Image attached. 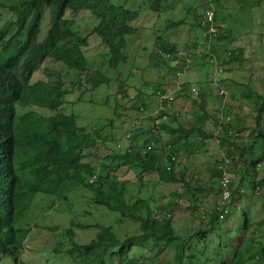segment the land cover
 <instances>
[{
    "label": "trees",
    "instance_id": "obj_1",
    "mask_svg": "<svg viewBox=\"0 0 264 264\" xmlns=\"http://www.w3.org/2000/svg\"><path fill=\"white\" fill-rule=\"evenodd\" d=\"M113 1L15 0L9 6L0 5L1 10L5 9L11 14V19L4 22L0 28V149L3 148V152L0 150V255L10 258L15 264L19 262L28 229V222L24 226L20 220L34 199L37 196L52 195L66 200L67 193L78 187L92 194L95 205L118 213L120 219L132 221L135 230L130 235L119 238L111 227H104L88 243H72L68 248L66 237L70 236V231H66L65 236L61 235L63 246H59L55 252L59 259L58 264H65L63 262L65 258L68 260L67 264H206L204 249L190 250L187 253L192 246V237L186 235L188 231L186 227L185 229L183 227L179 234L170 217L152 219L149 215L151 209L148 201L139 198L132 204L127 202L125 181L115 179V170L101 174L111 170L117 160L125 168H139L137 176L141 183L146 172H153L162 183L181 185L182 194H177V198L189 199L190 209L194 213L203 211L204 218H208L207 225L211 229L222 230L223 222L235 215L233 211H236V208L233 206L242 198V193L251 195L257 188L264 186V177L259 183L261 187H256L254 180L260 163L264 162V146L260 147L264 142V130L261 129L258 117L261 113L264 120V91L252 96L253 91L249 90L244 91L243 95L250 105V111L255 114V126L249 129V141L246 144H235L232 139L230 141L227 139L226 135L232 128L229 121L219 124L217 119L213 120L215 127L220 126V130L216 131L218 137L216 133L213 135L205 131L204 109H202L204 119L196 117L197 121L192 127L186 128L182 125L171 127L169 125L171 118L177 117L178 114L173 116L169 111L163 112L168 123L159 124L162 134L170 138L171 153H177L184 148L189 155H193L195 152H201L199 150L204 147L203 143L207 139L214 138L220 146L226 147L227 154L236 153L241 162L239 181L237 186L232 188L227 171L228 164L225 171L230 180V199L227 212L221 219L220 205L212 209H202L198 205L199 196L207 189L197 183L196 175L187 173L184 168H177V165L170 161L169 155L163 149H159V141L155 149L143 155L141 150L148 140L144 139L137 144V136L134 135V141L128 146L130 151H124L123 154L113 152L102 157L98 164L101 172L97 174L94 183H87L88 178L96 171L87 159L98 156L93 155L92 151L85 150L95 149L94 143L102 141L100 133L95 130L84 133L76 125L73 114L58 112L59 108L67 104L62 95L63 80L59 72L45 69L46 78L35 82H32V76L43 62L49 59L61 64L66 70L77 72L80 76L77 87H82L86 91L91 90L92 86L86 84L85 80L92 72L83 54L88 41L79 32L75 20L68 17L69 14L81 10L87 11L97 19V24L91 32L93 37L107 48V56L105 54L104 56L116 70L118 63L123 62L125 58L122 53L126 47L124 37L135 32L128 23L137 18L139 11L127 10L123 5L114 4ZM162 1L147 0L145 5L150 12L159 14L163 9ZM200 6L201 12L206 9V5L202 6V3ZM43 7L48 10L49 27L45 36L38 40ZM192 11L194 15V10ZM201 12L193 16L195 23ZM217 19L218 17L215 18L216 21ZM178 24V21H173L172 27ZM227 38L220 34L207 47L213 54L214 64L220 72L222 68L218 63L223 66L230 65L234 57L217 54L216 47L236 52L240 55L239 61L243 59L242 49H230L225 46ZM231 42L228 40V43ZM166 48L172 58L177 56L176 45L169 44ZM199 57L201 62L206 54ZM170 69L175 75L176 68ZM220 98L224 99L222 96ZM193 102L198 103L197 100ZM17 108L24 113L19 115ZM37 110L55 114L48 115ZM226 159H229L230 163L233 157L229 156ZM221 169L222 165H219L218 170H214L219 194ZM245 176L247 178L243 181ZM237 209L243 210L240 205ZM238 212L242 216L243 225L236 233L243 234L248 228V219L246 213ZM197 217L201 218V215ZM198 235L204 239L206 232L198 231ZM224 236L220 235V238ZM255 247L256 258L264 264V239L255 242ZM165 251L172 253L171 259L157 260ZM235 251L240 257L238 264H246V257H241L245 253L238 248L228 250L227 253ZM219 264L229 263L227 260H221Z\"/></svg>",
    "mask_w": 264,
    "mask_h": 264
},
{
    "label": "rangeland",
    "instance_id": "obj_2",
    "mask_svg": "<svg viewBox=\"0 0 264 264\" xmlns=\"http://www.w3.org/2000/svg\"><path fill=\"white\" fill-rule=\"evenodd\" d=\"M145 1L147 0L113 1L114 4L123 5L127 10L139 11L137 18L128 23L135 32L124 37L126 47L122 53L125 58L123 62L118 63L116 70L104 56V54L107 56V48L93 37L91 32L97 24V19L82 10L74 14H66L75 20L79 32L88 41L83 54L92 72L85 80L86 84L94 87H91V90L78 88L80 76L77 72L66 70L53 60L44 61L33 75L32 81L35 82L46 78L44 69L59 72L63 80L62 95L67 104L59 108L58 112L66 115L73 114L75 123L82 132L95 130L104 139V142L94 143L96 152L93 155L97 154L98 157L89 158L88 162L97 167L102 157L115 151L114 145L122 139L124 134H132L136 131L139 133L136 134V143L144 140L153 124L149 115L151 113L158 115L159 105L157 97L156 99L154 97L157 89L167 92L169 99L173 100L169 103V107L167 106V111L173 116L175 114L178 116L171 118L169 124L171 127L178 125L192 127L197 121L196 117L204 119L202 115V109H204L205 131L215 135L216 131L220 130V126L215 127L214 119H217L219 124L229 121L232 128L226 135L227 139L229 141L232 139L235 144L248 143V131L255 126V114L250 111V105L243 93L247 90L253 91L251 95L254 96L264 91V0H213L215 18L218 17L216 22L220 29L219 34L228 37L225 46L243 50V59L239 61L240 55L236 52H228L216 47L217 54L234 57L230 65L223 66L218 63L222 68L221 73H218L217 69L211 65L214 61L208 62L210 52L207 46L213 40L210 43H201L200 29L196 24L197 20L195 23L193 18L195 14L201 12L200 5L203 0H163L162 13L159 14L150 12L146 8ZM14 2L15 0H0V3L5 5H11ZM192 9L194 15H192ZM42 13L38 40L45 36L49 27L47 8L43 7ZM10 19L9 12L5 9L0 10V27ZM173 21H178L179 24L172 27ZM228 40L232 42L228 43ZM169 44L176 45V49L181 53L175 63L168 61L162 65L159 56L152 55L159 47L162 51L163 49L166 51L165 46ZM203 54H206L207 58H203L200 62L199 55ZM188 55L191 61H187ZM174 65L182 69L187 66V69L183 72L181 69L179 76H176L169 70ZM192 85L198 91L197 96L188 95ZM219 89L224 90L222 94L224 99L219 97ZM194 100L198 103L194 104ZM37 111L48 115L55 114V112L44 110ZM17 113L21 115L24 111L17 108ZM258 117L261 129L264 130L262 114L260 113ZM216 136L218 137L217 133ZM153 137L157 139V142L159 141L160 150L164 145L171 143L169 136L162 134L160 128L158 134ZM123 144L126 145L127 140L123 139ZM203 146L199 150L201 152H195L193 155H189L184 148L180 150L177 168H184L187 173L196 175L197 183L207 189L199 196L198 205L202 209H212L221 201L220 194L217 192V177L214 176V170H218L222 159L232 156L233 159L227 171L232 181L231 186L234 188L239 181L241 162L236 153L227 154L226 147L220 146L215 138L207 139ZM263 146L264 142L260 147ZM113 170L116 171V180L125 181L129 204L139 198L144 199L153 209L157 207L160 215L163 212L169 213L173 226L179 234L183 227L187 228L186 235L192 237V246L187 253L190 250L204 249L206 264H219L221 260H227L229 264H238L240 257L237 251L227 253L228 250L238 248L245 253L240 255L246 257V264H262L261 260L255 256V242H261L264 239V186L259 185L264 177V162L260 163L254 176L256 187L261 188H257L251 195L242 193V198L233 206L236 208V211H233L235 215L223 222L222 230L211 229L207 225L208 218L197 217L203 211L194 213L190 209L189 199L177 198V194H182L181 185L162 183L153 172H146L141 183L137 176L139 168H125L118 160L114 162L111 170L108 172L99 170V173L104 175ZM246 178L247 176L243 181ZM90 195L89 191L83 188L72 190L66 195V200L54 201L56 206L53 207V205L52 208L51 206L46 208L49 197L37 196L27 211L28 216L31 217L29 221L36 223L30 225L31 230L27 229L26 242L21 249L18 264H42L44 259L50 257L51 239L55 240L59 246H63L62 236H57L56 233L58 229H65L68 225L69 229L75 232V240L81 243L89 241L94 236L95 224L109 225L117 232L119 238L135 230V225L131 222L122 221L116 214L102 206L93 205ZM234 198H237L236 194ZM239 205L243 210L237 209ZM40 210H44L48 216L40 213ZM238 211L246 213L248 219V228L243 234L236 233V230L243 225L242 216ZM79 223L81 226L77 227ZM198 231L206 232L204 239L200 238ZM220 235L225 236L220 238ZM54 245L55 243L52 247ZM171 257L172 253L165 251L157 260L162 261ZM55 260L59 261L56 258ZM63 262L67 264V258ZM0 264L14 263L10 258L0 255Z\"/></svg>",
    "mask_w": 264,
    "mask_h": 264
},
{
    "label": "clouds",
    "instance_id": "obj_3",
    "mask_svg": "<svg viewBox=\"0 0 264 264\" xmlns=\"http://www.w3.org/2000/svg\"><path fill=\"white\" fill-rule=\"evenodd\" d=\"M212 4V8H213V12H214V16H213V27L215 28V31L213 32V33H210V34H205L206 33V31H207V28H208V26L206 27V28H204V26H202L201 24H200V22H199V20H198V18L203 14V12L205 11V9L200 13V15H198L196 18H197V26L199 27V29H200V41H201V43H210L213 39H215L216 37H218L220 34H219V26L217 25V22H216V20H215V8L213 7V0H203L202 1V6L203 5H206V4ZM0 5H5V4H2V3H0ZM5 6H9V5H5ZM1 10V9H0ZM1 28V27H0ZM166 47V46H165ZM207 47H209V46H207ZM180 51H178L177 50V56H175V57H173L172 58V55L170 54V52L168 51V50H166V51H162L161 49H157L154 53H153V57L154 56H156V57H158L159 56V58H160V62L162 61V65H165L168 61H174V63H175V61L176 60H178V56L180 55ZM205 58H207V56L205 57ZM187 61H191V58H190V55H188V59H187ZM209 61H214V62H212V66L213 67H215L216 69H217V72L218 73H221L220 72V69L219 68H217L216 67V65L214 64L215 63V59H214V56H213V54L212 53H210L209 54V56H208V62ZM44 63V62H43ZM172 67H174V68H176L175 67V65L174 66H172ZM171 68V67H170ZM169 68V70L171 71V69ZM40 69V68H39ZM38 69V70H39ZM181 69L182 68H176V73H175V75L176 76H179V73H180V71H181ZM187 69V66H185L184 68H183V70H186ZM38 70H36L35 72H37ZM34 72V73H35ZM172 72V71H171ZM183 72V71H182ZM44 73H45V69H44ZM215 74V73H214ZM34 75V74H33ZM216 75V74H215ZM32 78H33V76H32ZM185 80V79H184ZM198 81V80H197ZM33 82V81H32ZM213 82H215V81H213ZM160 85V84H159ZM218 85V84H217ZM178 87H179V83H178ZM157 89V88H156ZM159 91H160V93H159ZM224 93V90L223 89H219L218 90V95H219V97L220 96H222V94ZM154 94L156 95H154V97H155V99H156V97H157V103H158V105H159V110H158V115H156V114H153V113H151L150 115H149V117L153 120V124H152V128L150 129V133L147 135V136H145L144 137V139H147L148 140V143L146 144V146L141 150L142 152H143V155H145L147 152H150V151H152L153 149H155V147H156V143H157V139H155L153 136H155V135H157L158 134V129L160 128L159 127V124H166L167 123V119L165 118V114L163 113L164 111H167V106L169 105V103L170 102H172L173 100H170L169 99V97H168V94H166V92H163L162 90H160V89H157L155 92H154ZM189 94H191V95H193V96H197L198 95V91H197V89H196V87L194 86V85H192L191 87H190V91L188 92V95ZM161 97H164V98H161ZM140 110V109H139ZM142 110V109H141ZM140 110V111H141ZM156 128H158V129H156ZM136 134H139V133H136V131H134V132H132V134H130V133H128V134H124L123 136H122V139L121 140H119L115 145H114V149H115V151L114 152H117V154H123L124 153V151H130V149H128V146H129V144L131 143V142H133L134 141V135H136ZM123 139H125V140H127V144L126 145H124L123 144ZM102 141L104 142V139L102 138ZM143 141V140H142ZM141 141V142H142ZM113 142H115V141H113ZM136 142H137V140H136ZM140 142V143H141ZM140 143H137V144H140ZM96 146V144H94V147ZM148 147H149V149H148ZM2 147H1V151H2ZM163 151H165L166 152V154L167 155H169V157H170V161H172V162H174L175 163V165H178V162H179V158H178V155H179V152H177V153H171L170 151L172 150L171 149V146H170V144H166V145H164L163 146ZM87 150H89V149H86L85 151H87ZM91 150H93L92 151V153L93 154H95V152H96V148L95 149H91ZM120 150H122V151H120ZM182 150V149H181ZM3 152V151H2ZM226 159V158H225ZM223 160L224 159H222V161H221V163H223ZM221 165V164H220ZM95 169H96V171H95V173L92 175V176H90L89 178H88V180H87V183L88 184H92V183H94V181H95V179H96V176H97V174H99V167L97 166V167H95ZM166 169H168V168H166ZM115 179H117V178H115ZM118 181V180H117ZM78 188H82V187H78ZM78 188H75V189H78ZM75 189H73V190H75ZM84 189V188H83ZM86 190V189H85ZM88 191V190H87ZM71 192V191H70ZM70 192H68L67 193V195L70 193ZM90 193V192H89ZM91 194V193H90ZM46 197H49V202H48V204L46 205V208H48L49 206H51V208H52V206L53 207H55L56 206V204H54V201H58V198H56L55 196H52V195H45ZM91 196V203H93V201H92V194L90 195ZM127 197H128V193H127ZM127 197H126V200H127ZM135 202V201H134ZM132 204V203H131ZM93 205H95L94 203H93ZM95 206H98V205H95ZM31 207V206H30ZM29 207V208H30ZM102 208H104V207H102ZM63 209H65V208H63ZM62 209V210H63ZM105 209V208H104ZM150 209H151V212L149 213V215H150V217L152 218V219H156V220H159V219H162V218H169V217H171V215L169 214V213H166V212H163L162 213V215H160V213L158 212L159 211V209H157V207H155L154 209L152 208V207H150ZM29 210V209H28ZM27 210V211H28ZM51 210V209H50ZM49 210V211H50ZM27 211H26V213H25V215L23 216V218H22V222L24 221V220H26L25 221V223H23V225L25 226V224L28 222V229L29 230H31V228H30V225H33V224H35V223H31L29 220H31V217L30 216H28V214H27ZM108 211V210H107ZM69 212V211H68ZM109 212H111V211H109ZM40 213H45L44 212V210H40ZM112 213H114V214H116L117 216H118V218L120 219V217H119V214L118 213H116V212H112ZM45 216H48V215H46V213H45ZM40 217H44V216H40ZM39 217V218H40ZM38 218V219H39ZM120 220H122V221H125V220H127L128 222H131L133 225H134V223L132 222V221H130V220H128V219H120ZM79 226H81L80 225V223L78 224V226L77 227H79ZM95 226V229H96V232H95V234H94V236L89 240V241H91V240H93L94 238H95V236H96V234H97V232L101 229V228H104V227H110L109 225H98V224H95L94 225ZM52 230H55V229H52ZM112 230H114L113 228H112ZM66 231H70V236L69 237H66V243H67V248L72 244V243H76V244H84V243H88L89 241H87V242H78V241H76L75 240V232H72L71 231V229H69V225H68V227H66L65 229H58L57 230V233H56V235L57 236H59V235H64L65 234V232ZM115 231V230H114ZM127 235H130V233L129 234H127ZM127 235H125V236H127ZM56 236V237H57ZM65 236V235H64ZM51 241H52V243H51V246H50V249H49V252H50V257L49 258H47V259H44V261L42 262V264H58V261H56L55 260V258L56 259H58L56 256H55V252H56V250L59 248V245L57 244V242L55 241V240H53V239H51ZM25 242H26V238L24 239V241H23V245H25ZM55 243V245L52 247V245ZM20 256H21V253H20ZM20 256H19V258H20ZM15 264V263H14Z\"/></svg>",
    "mask_w": 264,
    "mask_h": 264
},
{
    "label": "built area",
    "instance_id": "obj_4",
    "mask_svg": "<svg viewBox=\"0 0 264 264\" xmlns=\"http://www.w3.org/2000/svg\"><path fill=\"white\" fill-rule=\"evenodd\" d=\"M213 16H214V12H213V8H212V4H206V9L203 12V14L198 18L200 24L202 26H204V28H207V31L205 34H210L213 33L215 31V28L213 27ZM164 98V97H161ZM149 149V147H148ZM229 164V159H224L222 165V169H221V178L219 180V184L221 187V194H220V209L219 211H221V215H219V219H221L223 217V215L227 212V205L229 203V199H230V188H229V178L226 174V167ZM218 205V206H219ZM205 214L202 213L201 217L204 218Z\"/></svg>",
    "mask_w": 264,
    "mask_h": 264
},
{
    "label": "bare ground",
    "instance_id": "obj_5",
    "mask_svg": "<svg viewBox=\"0 0 264 264\" xmlns=\"http://www.w3.org/2000/svg\"><path fill=\"white\" fill-rule=\"evenodd\" d=\"M159 49H160V47H159ZM163 51H164V49H163ZM181 62H183V60H180ZM179 67H180V65H179ZM191 67V66H190ZM182 71H183V69H182ZM181 73V72H180ZM173 80V79H172ZM163 85V84H162ZM171 87H172V85H170ZM169 86V87H170ZM170 89V88H169ZM176 89V88H175ZM165 92V91H164ZM170 92H171V90H170ZM167 93V92H166ZM153 94V93H152ZM172 96V95H171ZM173 97V96H172ZM153 99V98H152ZM169 107V106H168ZM144 108V107H143ZM142 108V109H143ZM154 108V107H153ZM146 110V109H145ZM149 110V109H148ZM150 111H152V110H150ZM150 111H149V114H150ZM143 112V111H142ZM146 112V111H145ZM148 113V112H147ZM144 115V114H143ZM2 142V141H1ZM3 143V142H2ZM1 143V144H2ZM2 146H3V144H2ZM4 155V154H3ZM13 155V154H12ZM1 159V158H0ZM2 162V161H1ZM3 164H4V162H3ZM10 165H11V163H10ZM2 166V165H1ZM180 166V165H179ZM4 167V166H3ZM4 170V169H3ZM4 173V172H3ZM1 175V174H0ZM2 176H3V174H2ZM221 177V176H220ZM230 181V180H229ZM175 203V202H174Z\"/></svg>",
    "mask_w": 264,
    "mask_h": 264
},
{
    "label": "crops",
    "instance_id": "obj_6",
    "mask_svg": "<svg viewBox=\"0 0 264 264\" xmlns=\"http://www.w3.org/2000/svg\"><path fill=\"white\" fill-rule=\"evenodd\" d=\"M192 76V75H191Z\"/></svg>",
    "mask_w": 264,
    "mask_h": 264
}]
</instances>
